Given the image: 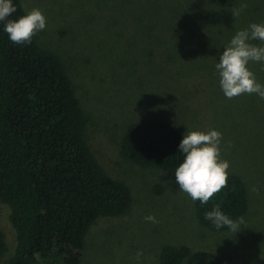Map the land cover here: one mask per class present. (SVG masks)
I'll return each instance as SVG.
<instances>
[{"label": "rangeland", "instance_id": "374dc122", "mask_svg": "<svg viewBox=\"0 0 264 264\" xmlns=\"http://www.w3.org/2000/svg\"><path fill=\"white\" fill-rule=\"evenodd\" d=\"M21 2L26 12L38 8L46 16V28L35 38L61 57L91 120L92 151L132 194L125 215L99 217L93 224L81 264H161L167 245L211 251L224 264H264V100L255 94L226 98L214 74L223 46L260 16L259 7L249 0ZM235 10L240 11L234 17ZM249 67L264 83V65ZM148 118L182 133L186 126L222 133L220 157L229 162V174L244 180L250 196L239 232L205 228L196 202L179 191L174 171L144 169L122 157L127 128ZM9 215L0 200V229L9 245L0 264L16 246ZM148 215L157 222L146 221Z\"/></svg>", "mask_w": 264, "mask_h": 264}, {"label": "trees", "instance_id": "16d2710c", "mask_svg": "<svg viewBox=\"0 0 264 264\" xmlns=\"http://www.w3.org/2000/svg\"><path fill=\"white\" fill-rule=\"evenodd\" d=\"M249 1L260 9L253 21L264 22V0ZM13 3L9 18L26 13L21 0ZM90 123L61 57L41 47L35 35L30 44L11 42L0 25V200L10 210L16 243L3 264L56 258L81 264L96 220L130 210V188L103 168L89 145ZM182 134L158 118L137 121L124 134L121 155L144 169L174 171L182 162ZM249 200L244 180L229 174L227 187L207 204L196 202V216L205 228L226 231L206 220L205 212L218 204L235 220L246 215ZM8 251L0 229V255ZM160 263L224 264L214 252L172 245L162 248Z\"/></svg>", "mask_w": 264, "mask_h": 264}, {"label": "clouds", "instance_id": "9594fccd", "mask_svg": "<svg viewBox=\"0 0 264 264\" xmlns=\"http://www.w3.org/2000/svg\"><path fill=\"white\" fill-rule=\"evenodd\" d=\"M239 11L235 10L232 15L238 16ZM14 12L16 6L13 0H0L2 30L11 42L30 44L33 36L46 28L47 18L38 8L16 19L9 18ZM250 63L264 65V22H253L237 30L219 52L214 74L226 98L255 94L264 100V83L257 80L249 67ZM222 138V133L215 128L199 130L186 126L182 134L177 146L182 162L174 169L175 183L179 191L186 193L194 203L199 201L200 204H207L214 194L228 185L230 165L220 157ZM205 219L216 229L226 227L235 234L244 224L243 217L235 220L230 218L218 204L205 212ZM145 220L157 222L153 215L146 216Z\"/></svg>", "mask_w": 264, "mask_h": 264}]
</instances>
